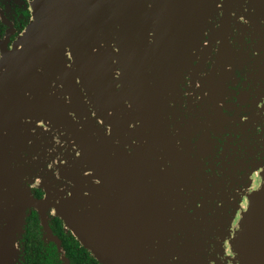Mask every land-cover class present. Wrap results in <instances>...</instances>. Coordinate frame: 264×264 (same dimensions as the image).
I'll list each match as a JSON object with an SVG mask.
<instances>
[{
  "label": "water",
  "instance_id": "95a60500",
  "mask_svg": "<svg viewBox=\"0 0 264 264\" xmlns=\"http://www.w3.org/2000/svg\"><path fill=\"white\" fill-rule=\"evenodd\" d=\"M213 24L220 39L229 24H264V0H34L0 58L2 169L13 168L22 200L33 198L28 175L49 192L72 186L66 227L100 264H222L209 216L233 198L249 203L243 264H264V172L239 192L232 179L196 182L195 159L171 135L175 78L188 62L202 65ZM25 207L1 229L3 248Z\"/></svg>",
  "mask_w": 264,
  "mask_h": 264
},
{
  "label": "flooded vegetation",
  "instance_id": "af4514ba",
  "mask_svg": "<svg viewBox=\"0 0 264 264\" xmlns=\"http://www.w3.org/2000/svg\"><path fill=\"white\" fill-rule=\"evenodd\" d=\"M33 1L0 0V58L29 24ZM211 27L215 31L222 28L213 24L205 32L202 65L197 60L188 62L175 78V96L169 99L174 113L171 135L180 143L177 150L195 159L192 177L196 182L215 184L232 179L239 192L243 186L260 184L264 172V24H229L226 39L213 38ZM197 65L199 69H194ZM99 127L103 133L104 128ZM3 137L0 133V139ZM99 145L102 147L101 137ZM8 162L0 151V234L18 217L19 206L26 207L22 230L16 233L11 248L7 243L3 248L0 237V264L2 252L10 255L8 264H74L75 257L84 256L91 264H100L66 227L63 214L70 212L64 202L72 194V186L58 181L60 192H49L37 174L28 175L24 184L33 198L22 200L18 197L20 184L10 180L13 168L9 175L2 169ZM91 173L98 176L97 171ZM222 202L218 210L225 213L209 216L220 228L213 236L221 245L222 264H243L246 241L242 227L249 203L246 198ZM5 236L7 240L11 233L5 231Z\"/></svg>",
  "mask_w": 264,
  "mask_h": 264
},
{
  "label": "trees",
  "instance_id": "16d2710c",
  "mask_svg": "<svg viewBox=\"0 0 264 264\" xmlns=\"http://www.w3.org/2000/svg\"><path fill=\"white\" fill-rule=\"evenodd\" d=\"M74 264H91L90 261L88 259H86V257H75V262Z\"/></svg>",
  "mask_w": 264,
  "mask_h": 264
}]
</instances>
